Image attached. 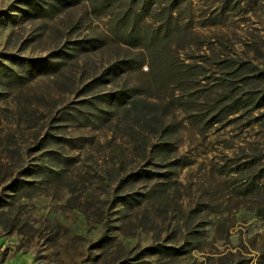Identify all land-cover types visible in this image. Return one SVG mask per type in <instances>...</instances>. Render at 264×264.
Segmentation results:
<instances>
[{"label":"rangeland","instance_id":"rangeland-1","mask_svg":"<svg viewBox=\"0 0 264 264\" xmlns=\"http://www.w3.org/2000/svg\"><path fill=\"white\" fill-rule=\"evenodd\" d=\"M23 3L0 0L15 13L12 23L0 17V52L60 63L18 83L4 69L22 72L24 64L0 53V264H264V99L210 120L216 108L264 89V0H183L171 10L189 40L172 49L192 65L198 91L211 92V110H193L185 94L172 99L178 91L154 86L145 63L117 83L92 79L136 52L115 32L119 16L129 21L136 12L128 2L77 0L47 16L23 13ZM158 12L139 27L158 23ZM119 85H149L147 100L170 102L159 113L174 124L177 203L169 195L131 209L119 201L131 187L134 198L144 191L138 182L115 186L141 162L132 137L154 140L131 109L105 95ZM192 207L201 212L191 222L184 216ZM192 229L199 249L187 247ZM152 245L175 250L144 249Z\"/></svg>","mask_w":264,"mask_h":264},{"label":"trees","instance_id":"trees-1","mask_svg":"<svg viewBox=\"0 0 264 264\" xmlns=\"http://www.w3.org/2000/svg\"><path fill=\"white\" fill-rule=\"evenodd\" d=\"M114 1L117 0H99V3L102 6H110ZM123 1L131 4V7H134L136 12L133 17H129V21L125 20L122 15L119 16L115 25V32L119 35L122 42L136 48V52L114 58V60L103 66L92 79L101 84L117 83L124 71H128L131 68L140 69L145 63L146 65L144 67L146 71L143 72L150 78L154 86L163 89L168 87L171 91H178L176 98L172 99L179 101L178 99L185 94L187 102L193 103V110H198V108L208 109L209 105L210 110L213 109L209 101L212 98L211 92L198 91L196 75L191 72L192 65L188 61H184L183 56L179 57L171 46L175 42V48H180L183 44L189 42L188 39H185V33L179 30L180 26H178L177 22H171L170 16L171 10L183 0ZM23 2L29 8L17 7L23 13L29 14V16H47L62 10L67 5L76 3L77 0H52L46 3L43 0H23ZM155 8L160 10L158 13L161 16L159 17V21H157L158 23L147 22L142 27H139V19L144 18ZM13 14L15 15V13ZM14 15L8 14V11L5 9H0V17L6 18L7 20L10 18L11 20L9 21L11 23L14 21ZM0 53L10 57L14 62H19L25 66L22 72L13 71L11 68L4 69L8 71L12 82H24L26 79L32 77L35 72L56 70L60 63V61L47 60L45 57L28 58L11 52ZM232 61V58H224L221 66L230 67ZM228 82H230L229 79H227ZM149 85L146 87L138 85L123 87L119 85L115 91L105 94L108 96V99L110 98L112 100L115 106L123 107L124 111L131 109L136 125L141 130L143 129L145 133L147 132L148 135L151 134L154 136L153 141L148 136H145V134L132 137L135 150L140 153L141 162L118 177L115 186L120 183L134 185L135 182L145 186L144 191L139 194V197L134 198L132 196L134 192L139 193L138 190H133V187L130 188L128 193L120 196V203H123L127 209L139 205L141 199H151V197L154 198L157 195L161 197L169 195L177 203L176 195L179 192V187L175 184L176 182L173 178L177 169L175 168L177 167L176 158L171 150V139L175 136L173 132L174 124L170 121L163 122L159 113L161 110H165L170 102L166 101L165 104H161L152 99L147 100L145 95L141 94V91L147 92ZM226 86H228L227 90L229 92H233L229 84ZM224 94L225 91L217 93L218 96H223ZM220 98L216 97L215 101H218ZM262 99H264V89H261L257 96H247L243 100L235 99L231 104L216 108L215 111L211 112V123L226 118L247 103H250V108L252 109L258 108L263 104L261 102ZM181 104H178V107H181ZM164 211H167L166 207ZM195 212L200 214L201 211L196 207L189 209L184 216L185 220L192 222L195 216H197ZM187 242L189 249H199L201 237L192 229ZM144 249L150 250V253L157 251L169 253V249L175 250L171 245H162L159 247L152 245ZM219 264H240V261L238 259H224Z\"/></svg>","mask_w":264,"mask_h":264}]
</instances>
